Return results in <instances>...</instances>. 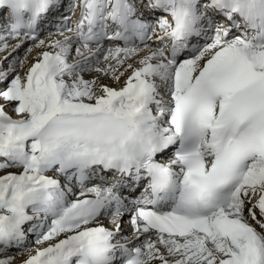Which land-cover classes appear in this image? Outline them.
<instances>
[{
    "label": "snow or ice",
    "instance_id": "6c2138e0",
    "mask_svg": "<svg viewBox=\"0 0 264 264\" xmlns=\"http://www.w3.org/2000/svg\"><path fill=\"white\" fill-rule=\"evenodd\" d=\"M0 264H264V0H0Z\"/></svg>",
    "mask_w": 264,
    "mask_h": 264
},
{
    "label": "bare ground",
    "instance_id": "6f19581e",
    "mask_svg": "<svg viewBox=\"0 0 264 264\" xmlns=\"http://www.w3.org/2000/svg\"><path fill=\"white\" fill-rule=\"evenodd\" d=\"M48 35V33H46L45 34V36H47ZM126 231H127V229H126ZM12 255H16L18 258H20V256H21V254L20 253H18V252H13V253H11Z\"/></svg>",
    "mask_w": 264,
    "mask_h": 264
},
{
    "label": "rangeland",
    "instance_id": "374dc122",
    "mask_svg": "<svg viewBox=\"0 0 264 264\" xmlns=\"http://www.w3.org/2000/svg\"><path fill=\"white\" fill-rule=\"evenodd\" d=\"M46 33H47V32H46ZM46 33H45V34H46Z\"/></svg>",
    "mask_w": 264,
    "mask_h": 264
}]
</instances>
